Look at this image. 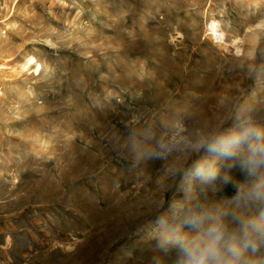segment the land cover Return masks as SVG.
I'll use <instances>...</instances> for the list:
<instances>
[{"label": "rangeland", "instance_id": "rangeland-1", "mask_svg": "<svg viewBox=\"0 0 264 264\" xmlns=\"http://www.w3.org/2000/svg\"><path fill=\"white\" fill-rule=\"evenodd\" d=\"M1 14L0 264H178L157 218L176 202L234 207V187L188 175L200 157L251 182L239 157L193 146L264 129V0H16Z\"/></svg>", "mask_w": 264, "mask_h": 264}, {"label": "clouds", "instance_id": "clouds-1", "mask_svg": "<svg viewBox=\"0 0 264 264\" xmlns=\"http://www.w3.org/2000/svg\"><path fill=\"white\" fill-rule=\"evenodd\" d=\"M193 148L223 159L239 157V168L251 182L238 183L227 172L221 173L215 161H197L188 175L199 181L202 190L234 187L235 195L228 202L234 207L170 205L171 217L162 215L156 221L158 246L177 248L178 264H264V129L245 122L239 131L201 138ZM185 193L190 197L192 189Z\"/></svg>", "mask_w": 264, "mask_h": 264}, {"label": "built area", "instance_id": "built-area-1", "mask_svg": "<svg viewBox=\"0 0 264 264\" xmlns=\"http://www.w3.org/2000/svg\"><path fill=\"white\" fill-rule=\"evenodd\" d=\"M16 3V0H0V23H4L5 20L7 19L6 17H3L1 14V11L5 9V7H7V11L11 12L14 5ZM7 27V26H6ZM3 31L6 30L5 27L2 28Z\"/></svg>", "mask_w": 264, "mask_h": 264}, {"label": "bare ground", "instance_id": "bare-ground-1", "mask_svg": "<svg viewBox=\"0 0 264 264\" xmlns=\"http://www.w3.org/2000/svg\"><path fill=\"white\" fill-rule=\"evenodd\" d=\"M203 154V153H202ZM202 160H207V161H212V160H209V159H207L206 158V156L203 154L201 157H200V159H199V161H202ZM213 160H215V158L213 159ZM157 229V228H156ZM155 235V234H154ZM158 235L160 236V229L158 230ZM158 236V237H159Z\"/></svg>", "mask_w": 264, "mask_h": 264}]
</instances>
